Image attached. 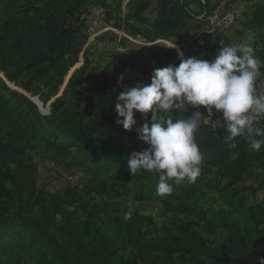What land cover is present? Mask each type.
I'll return each mask as SVG.
<instances>
[{
  "label": "trees",
  "instance_id": "trees-1",
  "mask_svg": "<svg viewBox=\"0 0 264 264\" xmlns=\"http://www.w3.org/2000/svg\"><path fill=\"white\" fill-rule=\"evenodd\" d=\"M220 5L236 13L224 30L207 20ZM241 44L264 61V0H0V264H259L264 146L229 148L201 106V174L160 197L158 173L126 167L151 113L127 131L115 111L178 50L211 61ZM261 81L264 63L258 95Z\"/></svg>",
  "mask_w": 264,
  "mask_h": 264
},
{
  "label": "clouds",
  "instance_id": "clouds-1",
  "mask_svg": "<svg viewBox=\"0 0 264 264\" xmlns=\"http://www.w3.org/2000/svg\"><path fill=\"white\" fill-rule=\"evenodd\" d=\"M168 47H175L174 45ZM181 58L178 66L168 65L152 73L151 83H138L121 92L115 103L117 124L132 131L137 124L136 113L147 121L137 128L138 139L148 147L133 152L127 158L126 167L136 176L147 171L159 174L156 195L165 197L175 185L185 180L195 182L201 174L202 153L196 142L195 133L205 117L219 114L221 119L213 120L214 131L226 129L223 140L229 148H236L234 142L244 137L252 151L264 146V95L257 94V77L264 61L255 57L247 45L221 47L214 60L188 57L178 50ZM264 86V81H261ZM196 109L191 116L173 119L170 112ZM264 264V258L259 259Z\"/></svg>",
  "mask_w": 264,
  "mask_h": 264
},
{
  "label": "built area",
  "instance_id": "built-area-1",
  "mask_svg": "<svg viewBox=\"0 0 264 264\" xmlns=\"http://www.w3.org/2000/svg\"><path fill=\"white\" fill-rule=\"evenodd\" d=\"M221 5L215 9L218 12L220 9ZM214 12V11H213ZM211 13L210 15H208L207 20H208V25L212 28V29H218V30H224L226 28H228L233 22H234V18L236 17V13L235 11H231L228 10L227 12H224L222 15L218 14L215 15V13ZM98 12L95 13L96 16H98ZM231 17V20H228L227 17ZM92 23L95 25L98 23V20H95V18L92 16ZM110 29V27L106 26L103 28V30H107Z\"/></svg>",
  "mask_w": 264,
  "mask_h": 264
},
{
  "label": "rangeland",
  "instance_id": "rangeland-1",
  "mask_svg": "<svg viewBox=\"0 0 264 264\" xmlns=\"http://www.w3.org/2000/svg\"><path fill=\"white\" fill-rule=\"evenodd\" d=\"M243 7H244V4H243V6L241 5V10L243 9ZM213 13H215V15H217V16H218V14H220V15L223 14L222 12H218L217 10H214ZM227 18H228V20H231V17H230V16L227 17ZM121 33H122V32H121ZM159 41H163V40H159ZM135 42L138 43V41H136V40H135ZM81 63H82V58H81V56H80L79 61H78V63H77V66L80 65ZM31 99H32V100L34 99V100L37 102V105H39V101H38V100H36L34 97L31 98ZM34 100H33V101H34ZM41 111H42L43 113L46 112L45 110H41ZM39 171H40V176H41L42 178H45V175H48V174H49L48 172H46L45 170H43L42 167L39 168ZM50 175L53 176L52 173H50ZM63 177L66 178V179H68L69 181H74V180H76L75 177H69L68 174H65V173H63ZM61 179L63 180V178H61ZM256 199H257V201L260 202L262 199H264V194L261 193V192H259V193L257 194Z\"/></svg>",
  "mask_w": 264,
  "mask_h": 264
},
{
  "label": "water",
  "instance_id": "water-1",
  "mask_svg": "<svg viewBox=\"0 0 264 264\" xmlns=\"http://www.w3.org/2000/svg\"><path fill=\"white\" fill-rule=\"evenodd\" d=\"M9 85H10L11 87H13L12 84H9ZM34 98L37 100V97H34ZM33 100H34V99H33ZM34 102L37 103L35 100H34ZM38 107H39V109H41V104H40V102H39Z\"/></svg>",
  "mask_w": 264,
  "mask_h": 264
}]
</instances>
